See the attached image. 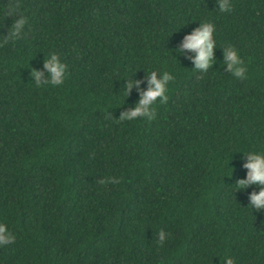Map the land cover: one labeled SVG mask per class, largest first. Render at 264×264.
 Returning a JSON list of instances; mask_svg holds the SVG:
<instances>
[{
    "label": "trees",
    "instance_id": "1",
    "mask_svg": "<svg viewBox=\"0 0 264 264\" xmlns=\"http://www.w3.org/2000/svg\"><path fill=\"white\" fill-rule=\"evenodd\" d=\"M231 3L0 0V40L10 5L26 17L0 43V223L14 236L0 264H264V212L247 207L258 188L234 185L243 153L264 152V0ZM203 21L216 44L201 74L179 45ZM228 45L243 77L223 66ZM50 52L66 79L36 87L29 71L46 81ZM152 70L173 76L167 101L151 121H117Z\"/></svg>",
    "mask_w": 264,
    "mask_h": 264
},
{
    "label": "clouds",
    "instance_id": "2",
    "mask_svg": "<svg viewBox=\"0 0 264 264\" xmlns=\"http://www.w3.org/2000/svg\"><path fill=\"white\" fill-rule=\"evenodd\" d=\"M215 8L220 13L231 12V0H215ZM4 17H15L12 19L7 34L0 40V43L15 42L22 38L23 29L26 24V17H24L18 10V5H10L3 13ZM214 25L209 21L199 23V26L194 28L190 33L184 35L180 42L179 48L181 50H188L194 53L190 57L192 63V70L203 74L213 63L212 51L216 44L214 39ZM180 53L177 52V55ZM175 60V59H174ZM43 69L47 74V80L41 82V73L38 70H30L29 75L32 83L36 87L42 85L59 86L66 79V65L62 62L60 57L55 52H50L43 58ZM223 66L230 72L233 77H243L245 68L243 62L237 52L232 46L228 45L223 48ZM173 79L172 74L167 71L158 72L157 70L149 71L146 75V87L139 94L134 105L125 112H122L117 121H131L138 117L146 121H151L155 118V105L157 103L164 104L167 99V92L169 91V82ZM139 81H131L125 79L123 89L130 91L133 86L139 87ZM125 91H121L123 100ZM246 157L245 162L241 165L246 169L245 176L235 182V190L246 189L249 186L258 188L256 191L248 193L247 207L252 211L264 212V152L262 151H248L243 153ZM115 183L112 177L101 179L100 184ZM166 234L163 230L158 232V241L163 243ZM14 241L13 234L9 231L6 224L0 223V246L11 244ZM222 264H234L231 257L225 256Z\"/></svg>",
    "mask_w": 264,
    "mask_h": 264
}]
</instances>
